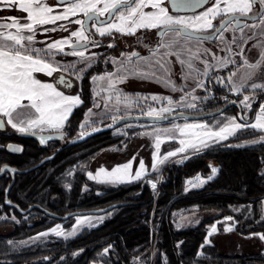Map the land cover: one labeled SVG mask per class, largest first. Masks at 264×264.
Instances as JSON below:
<instances>
[{
  "label": "snow or ice",
  "instance_id": "snow-or-ice-1",
  "mask_svg": "<svg viewBox=\"0 0 264 264\" xmlns=\"http://www.w3.org/2000/svg\"><path fill=\"white\" fill-rule=\"evenodd\" d=\"M58 3L64 5L62 12H56L55 7L48 5L45 0H0V4L5 8L15 9L26 14V17H24L26 22L24 23H21V18L17 16L6 17L4 22H0V117L7 118V124L17 132L35 134V129L40 131L45 128L62 129L74 108L83 103L78 94H65L57 90L53 83L42 82L35 74L42 73L48 77H53L54 73H62L56 80V84H63L65 88L69 89L73 87V83L70 79L65 78V73L70 76L74 75L77 80L82 78V73L86 69L77 68V63L91 67L94 55H86L87 45L99 46L98 42L91 38L86 21H92V27L101 37H111L113 33H119L122 36H136L139 30H156V35L160 38L156 47L144 45L148 50L147 56H142L138 51L121 52L122 59L111 58L115 71L107 72L103 76L92 77L93 83H97L98 87V82L103 81L106 84V88L101 87V91L114 93L115 105L123 103L126 108H131L145 99L150 98L153 101L167 99L169 107H162L159 110L149 108L148 111L143 113L151 118H166L164 114L172 111L170 106L174 103L170 97L157 95L145 97L139 93L126 94L117 85L123 84L132 78L155 82L173 92L184 91L187 85L178 84L173 79V62L168 59L170 56H174L176 62L180 65L181 78L184 81L192 80L195 82V88L190 92H184L180 100L175 102L184 107L195 108L197 106L195 103H184V100L186 97H191L192 100L200 99V97L193 94L196 88H205V82L198 79V76H209V69L212 68L223 69L227 68L229 64H236L237 62L230 58L232 55L240 56L243 65L249 70L243 74L239 83L234 79L237 75L235 71L229 72L226 77L227 83H225V78L219 76L215 78V82L225 87L231 85L230 91L233 93H239L246 86H249L254 93L256 90L264 93V42L253 45V47L260 49L259 59L254 63L249 62L245 55V49L239 45V41L247 44L249 40L254 39L257 35L264 36V31L260 33L253 32L251 36L244 34L246 28L264 29V0H167V3L172 6V10L176 12L194 11L202 5H210L193 16L172 15L166 6V0H58ZM146 9L150 10L146 11ZM254 9H256L255 12ZM79 13H82L86 20H70V17L77 16ZM105 15H107L110 22L101 21L97 26V18ZM241 18L246 19L241 20ZM63 20H69L70 23L78 25V29L71 31L68 38L54 40L47 43L43 48L33 46L36 42L35 36L38 27L56 24L58 21ZM217 21L218 23H214ZM248 21H251V23ZM56 30V28H44L45 33ZM59 30L68 31V28L66 25L61 24ZM230 30L240 31L242 35L239 38L233 36L231 41H228L224 33ZM26 32L29 34L25 35ZM181 40L185 43L181 44ZM205 41L221 42L225 45L221 51H227L229 55L219 57L212 49L197 47L193 51L188 46L191 42L202 45ZM142 42L143 38L137 37V43ZM233 44L239 47L238 52L233 51L231 47ZM114 46L111 42L107 45L109 48ZM66 48L69 51H66ZM161 49H164V51L161 52ZM58 54L77 57L78 60L62 64L55 59ZM208 55H211L216 61L215 65L203 58V56ZM196 60L204 65L202 71L195 65L194 61ZM257 80H261V82L258 83ZM95 96L99 97L100 92H95ZM102 99L103 107L108 109L113 97L110 95L102 97ZM203 99L208 100L209 97L204 96ZM254 99L255 96L245 95L240 101V105L244 109L250 110ZM24 101L28 103L25 104ZM93 106L100 108L101 104L94 101ZM31 110H34V113ZM93 115L92 109H88L85 113V120L79 127L85 129L90 126L89 121ZM118 119H123V117L112 116L113 123H116ZM239 120L242 122H238L237 117H226V122H218L215 127L203 123L185 124L183 128L175 126L179 129L181 135L186 134L185 129H199L202 135L197 137L198 143L181 140L180 144L182 146L177 151L168 152L162 157L158 155L162 143L160 139L161 132L171 135L175 129H154L153 132L143 133V135L155 136L157 151L152 154V169L158 170L159 165L176 156L178 152H185L186 148H195L199 151L201 147L207 148L211 143H219L249 129L264 133V102L259 104L253 122H249L246 115H240ZM4 127L5 122L0 119V129ZM92 131L96 132L100 129L93 127ZM90 134L88 131H81L80 138ZM51 138V136L48 137V139ZM40 143H45L44 137L40 138ZM250 143L264 145V135H261L259 139L250 141ZM237 146L241 147L243 145ZM8 150L12 152L22 151L21 148L12 145L8 146ZM132 159L134 160L135 157ZM132 167V160L112 168L111 171H106L101 167L94 175L89 172L88 178L98 183L111 184L142 179L145 175L144 161H139V167L134 174L132 173ZM4 171L5 168L0 167V172ZM8 171L14 170L8 169ZM217 172L218 169L212 167L211 175L207 177V181L213 180ZM260 176L264 177V169L261 170ZM196 181L200 184L206 182L201 180L200 177H197ZM149 183H151L153 189L156 188L155 183L151 181ZM189 183L193 182L189 181ZM6 203L11 204V201H6ZM98 219L99 222L103 221V217ZM261 219H264V210H262ZM92 220L91 216L77 217L72 230L69 232L63 231L61 226L56 224L49 231L39 233L33 240L42 236L46 237L49 232L57 237L67 239L76 235L80 227L84 225L93 227ZM232 220L231 216L225 217V221ZM179 226L178 224L177 227ZM234 228L235 222L233 221L231 226H225L224 231L231 232ZM216 232L217 227L213 224L201 248L211 243L209 237ZM253 235L264 241V233H254ZM108 250V248H105L104 252L107 253Z\"/></svg>",
  "mask_w": 264,
  "mask_h": 264
},
{
  "label": "trees",
  "instance_id": "trees-1",
  "mask_svg": "<svg viewBox=\"0 0 264 264\" xmlns=\"http://www.w3.org/2000/svg\"><path fill=\"white\" fill-rule=\"evenodd\" d=\"M99 62L103 63V60L99 59ZM103 69L106 68L92 67L82 76L79 88L63 90L66 93H77L83 103L74 108L68 121L65 122L63 128L65 137L59 148H54L55 141L40 146L33 140L22 153L15 156L5 153L4 150L0 151L4 159L16 158L11 162L18 168L31 166L43 156L54 152L50 159L36 168L15 173L10 181L0 177V208L7 207L3 201V194L8 184V198L11 202L20 207H26L30 203L33 206L32 212H28L24 217L16 212L18 215L16 220L0 219V224H12L13 228L9 233L0 234V264H89L90 262L146 264L149 254L150 264H264V255L217 253L213 246L207 245L201 248L207 227L223 215L233 218L232 221L235 222L233 231L236 236L264 233V219H261L260 210L261 198L264 197V177L260 176L264 166L262 162L264 145L248 144L241 147L217 145L206 148L190 155L182 164L164 165L158 181H156L157 173L154 171L147 173L140 180L117 184L105 185L85 178V170L89 169L97 150L107 147L105 144L126 145L135 138L142 127L164 125L172 121L171 119L161 122H125L80 143L65 145L69 138L77 135L78 121L90 104L91 93L86 84L88 76ZM225 71L223 69L221 73ZM214 88L219 93L224 92V89L217 85ZM232 96V99L238 100L240 94L236 93ZM263 100L264 93L256 90L248 120L252 119L258 104ZM219 104V100L212 98L202 111L213 109ZM232 108L228 107L223 112ZM210 117H218V122L221 120L219 114ZM136 123L143 125L131 126ZM216 125L217 123L211 124L212 127ZM5 127L12 129L6 122ZM241 133L233 137H240ZM175 145L174 140L162 143L166 149ZM118 146L113 147L112 150L124 153L125 147L119 150ZM237 155H249L248 159L243 158V160L248 162L250 168L249 172L240 168L244 179L237 178L236 181L235 175L229 173L227 165L230 159ZM212 157L220 162V167L213 165L218 172L213 180L207 181L212 167L206 168L205 160L208 161ZM72 158L76 162L68 180L69 186L66 188L55 178V173ZM205 171L209 173L203 174ZM197 177L206 182L200 184L196 181ZM149 181L156 184L155 189L151 187ZM84 184H88L90 190L80 192ZM94 190L100 192L95 193ZM111 203L117 204L102 211L106 214L102 222L94 227H82L72 237L46 239L26 246L16 242L52 221L71 220V215L64 217L68 212L99 208ZM190 203L199 209L213 208L217 213L196 224L176 228L171 220L172 209ZM37 215L39 218L35 220ZM105 248L109 249L107 253L104 252ZM199 249L201 253L197 252Z\"/></svg>",
  "mask_w": 264,
  "mask_h": 264
},
{
  "label": "rangeland",
  "instance_id": "rangeland-1",
  "mask_svg": "<svg viewBox=\"0 0 264 264\" xmlns=\"http://www.w3.org/2000/svg\"><path fill=\"white\" fill-rule=\"evenodd\" d=\"M45 2L50 6H54L56 12H62L64 10L63 4L62 5H55L52 3L51 0H48ZM202 11H200V12H202ZM198 13H196V14H198ZM10 16L20 17L21 23L26 22V20L24 19V17H26V14L23 12H21L19 14L15 13V12H13L11 14H6V13L0 14V22H4V18L10 17ZM75 19H80V14H78L77 16H74V17H70V20H75ZM67 23H69V20L58 21L56 24H49V25H44V26L38 27L37 31H36V36H35L36 42L34 43L33 46L35 48H43L46 46L47 43H51L54 40H61V39L68 38L70 36V32L77 30L79 26L76 25V27H74L72 30H70V32H67V31L66 32H60L59 25H61V24L64 25ZM249 23H251V22H249ZM44 28H56L57 30L45 33ZM261 31H264V29L246 28L244 30V34L247 36H251L253 32L260 33ZM24 34L28 35L29 33L26 32ZM241 35H242V33L240 31H231L230 30V31L224 33V36L228 41H231L233 36H236L237 38H239ZM165 39H167V37H165ZM261 42H264V36H262V35H257L254 39L249 40L247 44H244L243 41H239L240 47H243L245 49V55L247 56V59L249 60V62L254 63L257 59H259L260 49L253 47V45L261 43ZM184 43H185V41L181 40V44H184ZM149 45H150V43H149ZM188 46L191 47L193 51H195L197 47L212 49L215 52L216 56H219V57H225V56L229 55L227 53V51H221V49L224 48L225 45L219 41H213V42L205 41L202 45H196L195 42H191ZM231 47H232L234 52L239 51V47H237L236 44L231 45ZM96 48L97 47H94L93 45L87 46L86 55L87 56H93ZM65 50L69 51V49H67V48ZM160 51L163 52L164 49H161ZM140 54L142 56H147L148 50L145 48L142 50V52ZM111 58L122 59L121 55H119L118 57H111ZM203 58L207 59L208 62L213 64V65H215V63H216V61L212 58L211 55L203 56ZM230 58L232 60H235L237 63L236 64H229L227 68H223L226 70L225 73H221L223 69L217 67V68L209 69V76H202V75L198 76V79L203 80L205 82V88L204 89L196 88L195 92L193 94L200 97V99L192 100L191 97H186L184 100V103H195L197 105L195 108H187V107L182 106L181 104L175 103L176 101L180 100L181 96L184 95V92H190V91H192L193 88H195V82L192 80L184 81L181 78L180 65L176 62L174 56L168 57V59L173 62V72H174L173 79L176 80V82L178 84H186L187 85V87L184 89V91L173 92L170 89L165 88L162 85L157 84L155 82L142 81V80H137V79H132V78L128 79L123 84H118L117 87L119 89L123 90L126 94H131V95L139 93L145 97H150L151 95H157L160 97H170L174 101V103L170 106L172 108V111H175V110H186V111H195V112L202 111L212 98H214V100H219V102L222 103L228 99H232V97H233L232 95L236 94V93H233L230 91L231 85H228L225 87L223 85L217 84L215 82V78L217 76L225 78V83H227L226 77L228 76L229 72L235 71V72H237V75L234 77V79L239 83V82H241V77L243 76V74H245L249 70L246 66L243 65V61L241 60L240 56L232 55ZM55 59L60 61L62 64H67L69 62L78 60L77 57H72V56H68L67 59H63V58H61V55H59V54L55 57ZM194 63L198 68L201 69V71L203 70L204 65L202 63H200L199 60L194 61ZM110 64H111V70L110 71H103L99 74H93L91 77H88L87 85H88V87L90 89V93H91L90 104L85 108V110L83 111V113H82V115L78 121L77 128H76L77 134L81 131L88 129V128L99 125L105 121L111 120L112 116H118V115L125 114V113H144V112L148 111L149 108H154V109L159 110L162 107H169L167 99H161L159 101H153L150 98L145 99L142 102H138L137 104H135L131 108H126L123 103H121L120 105H115L114 93H110L108 91H101L100 90L101 87L106 88V84L103 81L98 82L99 83V87H98V84L93 83V81H92L93 76H103L107 72L115 71V66L112 63L111 59H110ZM77 68H85L87 70L89 67L85 64L77 63ZM72 78L75 80L76 83L79 82V80H80V79L79 80L75 79L74 75H72ZM256 82L259 83V82H261V80H257ZM215 85L223 88L224 92L223 93L217 92L214 88ZM54 86H56V85H54ZM98 91L100 92L99 97L95 96V92H98ZM239 94H240V97L238 98L239 104L245 95H248L250 97L255 96V93L253 92V90L249 86H246L245 88L241 89ZM110 95L113 97V99L110 102L109 108L105 109L103 107L102 97L110 96ZM204 96H208L209 99L204 100L203 99ZM94 101L100 103L101 107L95 108L93 106ZM261 102H264V100ZM259 104H258L257 109L253 113V119H254L256 111H258V109H259ZM90 108L92 109V112L94 113V115L91 117V120L89 121L90 126L86 127L85 129H81L79 127V125L85 120V113ZM234 111H235L234 108H232V109L227 110L225 112L219 113V116H221V120L219 122H222V123L226 122L225 121L226 117H237L238 122H242L239 120L238 116H236L234 114ZM249 111H250L249 109H244L241 106V114L240 115H246L247 117H249ZM105 113H107V114L105 115ZM253 119L250 122H253ZM218 120H219L218 117H210L208 119H204V118H202V119H177L176 118V119H172V121L170 123H167L164 125H158V127L156 129H161V130L162 129H175V131L171 135L161 132L160 139H161L162 143L165 141H169V140H174L176 142V145L174 147L168 148V149H166L165 146H162V143H161L158 155H160L162 157L163 155H165L168 152L177 151L182 146L180 144L181 140H185L186 142H191V143H198L197 137L202 135L201 130H199V129H185L186 134L181 135V132L179 131V129H177L175 126H171L172 122H176L177 124L178 123L181 124V123H187V122L189 123L192 121H194V122L201 121V123L208 124L211 126V124L218 123ZM141 125H143V124L142 123H136V124H133L131 126H141ZM178 126L180 128H183V126H181V125H178ZM151 128H153V125H151L149 127H142L141 129H139L135 138L128 141L126 143V145L123 144L121 146H118L116 143H114L112 145H109L108 143H107V145L105 144V146H107V147H105L102 150L101 149L97 150L96 156H94L93 159L91 160L89 169H87V170H94L101 165H103V166H109L110 165L111 166L113 163H116L117 161L119 162L120 159H123L124 162L126 161L125 163H127L129 160H132V164H133L132 173L134 174V172L139 167V161L143 160L145 163V166L149 168L147 170V173H150L153 171L156 172L157 173L156 181H158L159 177H160V171L162 170L164 165H166L167 163L168 164H174V165L182 164L187 159V157H189L190 155L195 154V153H199L200 151L206 149V148H204V149H201L200 151L189 153V151L192 148H186L185 152H183V153L178 152L176 156L169 158V160L166 161L164 164L159 165L158 170H153L152 165H151L153 163V159L151 156L152 147L149 144H150V142H153L155 145V142H156L155 136L154 135H152V136L143 135V133H145V132H153L154 129H151ZM252 131L253 130H250V129L245 130L240 134V137L234 138L233 136H231L229 139L220 141L219 143H211L210 144L211 146H209V147L217 146V145L232 146V147H238L237 145H243L244 146V145L251 144L250 141L255 140V139H259V137L261 135H264V133L252 132ZM24 140H25V142L28 141V139L26 140V138ZM117 146H118L119 150L121 147H123V148L125 147V149H126L125 152L123 153L120 151H113L112 150L113 147L117 148ZM177 146H178V148H177ZM209 147H207V148H209ZM132 153H133V155H132ZM1 156H2V153H1ZM133 157H135L134 160L132 159ZM73 158H72V160H68V163L65 166L61 167V170H58L55 173V175H56L55 178H57V180L60 183H62L66 188L69 186L68 180L70 179V177L73 173V167H74V164L76 162ZM243 158L248 159L249 155H242V156L237 155V156L231 158L229 165H227V169L228 168L230 169V170L228 169L229 173L232 172V175L233 174L235 175L236 181L238 180L237 178H240L242 180L244 179V174H243V172L241 173L240 168H242L243 171L245 170L246 172H249L248 171L250 168L249 164H248V162H245L243 160ZM14 160H16V158H14V157H11L9 159V161H14ZM123 160H121V161H123ZM122 163H120V164H122ZM206 163H208V164H206ZM149 164L151 165V167H149ZM213 165L220 167V162L213 157L209 158L208 161L205 160V167L206 168L213 167ZM103 168L106 171H111V169H112L111 167L109 169L106 167H103ZM262 169H264V166L262 167ZM87 170H85V172ZM222 171L224 173H226L224 168H222ZM85 172H84V176H85ZM208 173H209V171H205L203 174L207 175ZM245 175L247 176V174H245ZM85 178L89 181H93V180H90L86 176H85ZM102 184L107 185V184H111V183H102ZM89 190H90V186L88 184H84L80 188V192H86ZM94 192L99 193L100 190H94ZM9 199L10 198L7 197V200H9ZM260 204H261L260 210H261V214H262V210H264V197L261 198ZM216 213H217V210H215L213 208L199 209L196 207V205H194L193 203H190V204H186L183 206L174 207L171 211V220H172L173 225L179 229V228H184V227L196 224L199 221H201L207 217L213 216ZM84 216H91L93 218L92 222L95 226L99 223L98 218L99 217L104 218L106 216V214L102 213V212H100V213H85V214L73 215V216H71V220H68V221H67V219L52 221L47 226L33 231L32 233L16 240V242H17V244H20L22 246H26V245L37 243V242H40V241H43L46 239H52V238H63V239H65L64 237H57L54 234L49 232L48 236H46V237L42 236L39 239L33 240V238L37 237V235L39 233L49 231L51 228L55 227L56 224H59L63 231L69 232L72 230V227L75 224L77 217H84ZM13 217H15V219H13ZM225 217H229V216L223 215L219 219H216L213 221L212 225L213 224L216 225L217 232L214 233L211 237H209L211 243L208 244L207 246H209V247L213 246L214 251L217 253L236 252V254H248L249 253V254L264 255V241H261L257 236H255L253 234L236 236L234 234L235 233L234 231L225 232L224 231L225 226L226 225L231 226L233 224V221H225ZM2 218H7L9 220H16V215L14 213V210L8 206L0 208V219H2ZM37 218H39L38 215L35 217V220H38ZM178 224L180 225L179 227H177ZM212 225H209L206 229V233H205V236L203 239V244H204L205 238L207 236V233L210 230ZM82 227L90 228L87 225H84ZM82 227H80V229ZM12 229H13L12 224H0V234L9 233L12 231ZM197 252L201 253V249H199ZM45 258H48V257H45ZM89 264H100V263L99 262H90ZM146 264H150V254L148 255V260H147Z\"/></svg>",
  "mask_w": 264,
  "mask_h": 264
},
{
  "label": "flooded vegetation",
  "instance_id": "flooded-vegetation-1",
  "mask_svg": "<svg viewBox=\"0 0 264 264\" xmlns=\"http://www.w3.org/2000/svg\"><path fill=\"white\" fill-rule=\"evenodd\" d=\"M45 1H48V0H45ZM51 1L55 5H62V4H59L57 0H51ZM166 6L169 8V11H170V13L172 15L193 16L196 13L204 10L206 7H208L210 5H202L200 8H196L194 11L190 10V11H180V12L173 11L171 4L167 3V0H166ZM149 10L150 9H146V11H149ZM255 11H256V9H254V12ZM13 12H15L17 14L21 13L20 11H17L15 9L5 8L2 4H0V14H5V13L6 14H11ZM79 14H80V19L81 20H86L82 13H79ZM106 18H107V15L102 16V17H98L97 18V26H99L101 21L110 22L109 18H107V19ZM248 22H251V21H248ZM214 23H218V21L214 22ZM86 24H87V27H88L89 32L91 34V38L94 39L95 41H97L99 46L96 48V50L94 52V59H93V61L91 63V67H89L82 74V76L84 74H86L87 72H89V70L92 67L95 68V69L97 67H99L101 69L102 68H106V69H103V70H101V71H99L97 73H92V74L88 73V75L90 74L88 77H91L93 74H99V73H101L103 71H110L111 70V64H110L111 57H118L121 54V52L138 51V52L141 53L142 50L145 49V46H144L145 44H147L149 47H156L157 43H158V41L160 39L159 36L156 35V30H152V31L139 30L136 33V36H122L119 33H113V36H111V37H107V36L106 37H101L99 34L96 33L95 28L92 27V21H86ZM64 25H66L67 28H68L67 32H70V30H72L74 27H76V24L70 23V22L67 23V24H64ZM60 32H66V31L60 30ZM170 35H174V34H170ZM137 37L143 38V42L142 43H137ZM109 42L113 43L115 46L112 47V48L107 47ZM149 43H150V45H149ZM89 45H92V44H88L87 46H89ZM59 55H61V58H63V59H67V57H68V56H63L62 54H59ZM99 59H102L103 63L99 62ZM61 74L62 73H59V72L58 73H54L53 77H48V76H46V75H44L42 73H37L35 75L40 80L48 81L50 83L52 82L60 90H71V89L79 88L82 79H80L79 82L76 83L75 80L72 78V76H70V75H68L66 73L64 74L65 78L66 79H70L72 81L73 87L69 89V88H65L63 84H56V80L59 78V76ZM86 84H87V81H86ZM73 94H77V93H73ZM228 100H234V99H228ZM228 100H226V101H228ZM226 101H224V102H226ZM235 101L238 102V100H235ZM224 102H222V103H224ZM222 103H220V104H222ZM228 107L235 108V112L236 113H234V114L236 116H238V118H239V116L241 114V111H240V113H238L236 107H234V106H228ZM228 107H226V108H228ZM252 119H253V116H252ZM252 119H250L249 122L252 121ZM3 120H4V122L7 123L5 118ZM106 122H108V121H105L104 123H106ZM101 124H103V123H101ZM63 128L58 130V131H61L63 133L62 134V139L61 140H53V141H55V146H54L55 149H56V147L59 148L62 145V142L64 140L65 136H64ZM35 131H38V130H35ZM48 131H53V130H48ZM25 138H26V140L28 139L27 142H25V140H24ZM33 140L36 141L32 137L20 135L19 132H17L13 128L12 129H6V127H4L3 129H0V151L4 150L5 153H7V154L15 156L16 154L22 153L25 150V147L28 144H31ZM49 142H52V141H49ZM49 142H47V143H49ZM9 145H12V146H15V147H19V148L22 149V151H20V152L9 151L8 150V146ZM2 165H9V166H11L13 168L22 169V168L16 167L15 164L13 162L9 161L8 159L2 158L1 154H0V167ZM15 173H18V172H12V171H8V169H5L4 172H0V177H3L7 181H10L11 177H13V175ZM6 187H9V184L7 186H5V188ZM5 188H4V194H3V201L5 202L6 206L12 208L13 210L14 209L16 210V211H14V213L16 215V218L18 217L16 212H19L20 214H22L23 217L26 216L28 212H32V207L33 206H32L31 203L28 206H26V207L17 206L13 202H11V204L6 203V201H11V200L10 199L7 200L8 190L5 192Z\"/></svg>",
  "mask_w": 264,
  "mask_h": 264
},
{
  "label": "water",
  "instance_id": "water-1",
  "mask_svg": "<svg viewBox=\"0 0 264 264\" xmlns=\"http://www.w3.org/2000/svg\"><path fill=\"white\" fill-rule=\"evenodd\" d=\"M244 19H246V18H241V20H244ZM233 101H235V100H228V101L220 104L219 106H217V107H215L213 109L205 110V111L195 112V111H186V110H175V111H171L170 113H165L164 116L166 118H161V119L147 117L143 113H125V114H121V115H118V117H123V119H118L116 121V123H113V121L111 119L110 121H108L106 123L93 126V127H96V128L100 129V131H96V132L92 131L93 127L88 128V129H86L84 131H88L89 133H91L90 135H87V136H84L83 138H80V133H79L78 135L69 138L66 141L65 145H71V144L80 143V142L86 140L87 138L97 134V133L109 130V129L114 128V127H116V126H118V125H120L122 123H125V122H142V121L161 122V121H167V120L176 119V118L202 119V118H206V117L217 115V114L221 113L228 106L236 107L238 113H240L241 107H240L239 103L237 101H235V103H233ZM0 119H2V118L0 117ZM34 132H35V134L20 133V132H19V134L23 135V136L32 137L33 139H35L38 142V144L40 146H45L46 143L49 142V141L61 140L62 139V134H63L61 131H58V130H53V131H35L34 130ZM49 136H51L52 138L48 139ZM41 137L45 138V143H43V144L40 143V138ZM53 155H54V152H51L50 154H47V155L43 156L35 164H33V165H31V166H29L27 168L17 169V168H13V167H11L9 165H2L1 167L5 168V169L14 170L12 172L22 173V172H26L28 170L36 168L37 166L42 164L44 161L50 159ZM7 190H8V187L5 188V192ZM116 204L117 203H111V204H107V205H105L103 207L92 208V209H77V210H74V211H71V212H68V213L64 214V217H67V216H70V215L73 216V215L85 214V213H100L102 211L110 209L111 207H113Z\"/></svg>",
  "mask_w": 264,
  "mask_h": 264
},
{
  "label": "crops",
  "instance_id": "crops-1",
  "mask_svg": "<svg viewBox=\"0 0 264 264\" xmlns=\"http://www.w3.org/2000/svg\"><path fill=\"white\" fill-rule=\"evenodd\" d=\"M42 82H48V81H44V80H41ZM50 83V82H49ZM57 90H59V91H62V92H64L65 94H71V93H66L65 91H63V90H60V89H57ZM71 95H77V94H71ZM23 103H25V104H27L28 102L27 101H24ZM33 113H34V110H31ZM6 119V121H7V118H5ZM199 123H201V121H197V122H194V121H192V122H187V123H181V124H177L176 122H172L171 123V126H178V125H181V126H184L185 124H199ZM158 127V125H155V126H153V128H151V129H156ZM35 130H38V131H40L39 129H35ZM48 130H54V129H49V128H45L43 131H48ZM151 147H152V150H151V156H152V154H153V152L154 151H157L156 150V148H155V145H154V143L153 142H150V144H149ZM179 146V145H178ZM178 146H177V148H178ZM211 146V145H210ZM201 149H204V147H201L200 149H199V151L201 150ZM197 150L195 149V148H192L190 151H189V153H193V152H196ZM132 155H133V153H132ZM160 156V155H159ZM121 160H123V159H120L119 160V162L117 161H115L116 163H113L111 166L109 165V166H103V165H101V166H99V167H97L96 169H94V170H87L86 172H85V176L86 177H88V173L89 172H91L93 175L96 173V171L97 170H99L101 167H106V168H114V167H116V166H119V165H123L125 162H124V160L123 161H121ZM123 162V163H122ZM120 163H122V164H120ZM152 165V164H151ZM151 165L149 164V167H151ZM149 168L148 167H146L145 166V174L147 173V170H148ZM94 181V180H93ZM94 182H96V181H94ZM98 183V182H97Z\"/></svg>",
  "mask_w": 264,
  "mask_h": 264
}]
</instances>
